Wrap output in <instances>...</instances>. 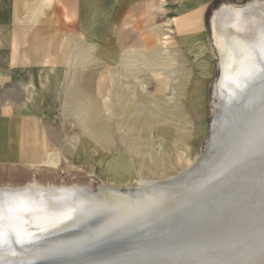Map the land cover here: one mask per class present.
Returning <instances> with one entry per match:
<instances>
[{
  "label": "rangeland",
  "instance_id": "374dc122",
  "mask_svg": "<svg viewBox=\"0 0 264 264\" xmlns=\"http://www.w3.org/2000/svg\"><path fill=\"white\" fill-rule=\"evenodd\" d=\"M88 1L98 13V0ZM149 1L105 0L107 34L81 42L80 60L69 53L81 40L74 0H53L58 21L32 46L23 38L20 55H4L1 42L0 187L134 188L175 176L204 152L219 78L211 18L223 4L252 0ZM25 146L38 149L32 163L53 166L19 160Z\"/></svg>",
  "mask_w": 264,
  "mask_h": 264
},
{
  "label": "water",
  "instance_id": "95a60500",
  "mask_svg": "<svg viewBox=\"0 0 264 264\" xmlns=\"http://www.w3.org/2000/svg\"><path fill=\"white\" fill-rule=\"evenodd\" d=\"M259 95L256 108L263 103L264 91ZM253 103L216 122L211 140L217 143L220 160L228 158L230 166L212 168L205 178L189 185H182L188 175L179 176L161 185L168 188L181 183L160 199L114 210L106 220L97 213L105 214L107 207L88 200L78 207L74 228L41 239L40 255L31 261L3 264H242L261 256L262 241L246 237L233 243L222 235L230 232L233 220L241 224L239 216L246 211L259 210L256 199L264 194L259 162H246L242 167L236 162L244 150L256 149L255 157L264 154V108L253 111ZM226 110L224 106L221 111ZM252 125L262 126L258 134H250ZM260 174L262 179L257 181ZM119 215L122 220L115 221ZM10 229L14 235L16 230ZM58 243L67 245L54 251Z\"/></svg>",
  "mask_w": 264,
  "mask_h": 264
},
{
  "label": "bare ground",
  "instance_id": "6f19581e",
  "mask_svg": "<svg viewBox=\"0 0 264 264\" xmlns=\"http://www.w3.org/2000/svg\"><path fill=\"white\" fill-rule=\"evenodd\" d=\"M211 30L219 54V78L213 90V104L216 110L204 152L195 157L185 170L175 176L156 181L137 180L134 188L119 189L100 185L96 190H92L89 187L75 184L42 186L35 181L18 187L1 186L0 264L22 261L23 259L31 261L36 255H40L41 247L38 243L42 241L41 239L55 236L66 228H74L76 225L73 223L75 222L73 218L78 207L86 204L88 200L99 202L98 204L103 206L102 208H108L103 215L101 211L97 213L106 220L112 213L119 212L127 205L139 204L144 200L156 201L160 199L162 195L176 189L175 187L181 183L168 188L161 185L174 181L179 176L188 175L189 177L182 185H189L191 182L205 178L212 168L214 171L215 168H220L219 165H222L221 167L230 166L228 158L220 160L221 152L218 150L217 143L212 142L211 137L216 128V122L219 120L220 124L227 114L230 112L234 114L239 107L238 110L244 111L245 106L252 105L254 102L253 111L264 108V98L260 101L263 103H259L260 107L256 108L258 96L264 91V52L261 53L263 50L261 47L264 46V0H252L243 6L223 4L212 15ZM168 39V36L162 34L160 43L162 48H169ZM224 106L227 107V110L222 112ZM260 128L262 126L252 125L249 132L258 134L257 130ZM95 135L97 136L94 133ZM255 151L256 149L244 150L236 162L241 167L247 163L259 162V165L262 166L260 169L264 174V154L255 157ZM208 156H214L212 160L217 158V161L212 163V160H209L206 163ZM256 158L260 160L257 161ZM261 179L262 175L260 174L257 181ZM251 185L255 184L252 182ZM154 187L161 189L158 188L156 189L158 191L154 192ZM257 198L259 210L253 209L254 212L251 214L250 211H246L242 217L238 215L239 218H242V223H238L239 220H233L232 227L228 228L230 232H223V237L230 238L233 243H237L239 240L245 241L246 237L264 243V194ZM249 201L252 203L251 199ZM121 218L119 215L115 221L120 222ZM10 228L16 230L14 235L11 234ZM25 244L29 245L20 246ZM65 245L67 244L58 243L54 251ZM242 264H264V252L261 256Z\"/></svg>",
  "mask_w": 264,
  "mask_h": 264
},
{
  "label": "crops",
  "instance_id": "0c3cea01",
  "mask_svg": "<svg viewBox=\"0 0 264 264\" xmlns=\"http://www.w3.org/2000/svg\"><path fill=\"white\" fill-rule=\"evenodd\" d=\"M104 3L105 0H98V13H93L90 15L91 3L89 4L88 0H74V14L76 15V13H78V20H74V22H72V25L79 28L81 40L80 43H78L74 38V46L69 51L72 60H80V58L83 57L84 54H81V42L90 45V39L105 38L107 30L105 25L106 9H104ZM54 5L55 4L53 0H0V44L2 42L3 48L6 46L3 50V54L6 55L5 52L8 51V54H10L11 56L16 54V51H18V54L20 55L22 51L21 49L24 47V43L22 42L23 38H29V45L31 46L32 44L36 43V40L41 41L43 36L42 33L45 32V30H43V28H45L44 24L50 23L53 26L54 19L57 18L58 21V14L60 12L59 6L57 4L55 6ZM82 6L85 9L81 8ZM52 11L55 13L54 16L52 15ZM96 14H98V22L95 23L96 21H94L93 19L92 21H90L91 16ZM37 27L42 28L37 30ZM36 31V35L33 34ZM10 60L12 62L18 61V63H20L21 59L19 58V60H17L15 57H11ZM83 61L84 59H82V62ZM26 111H28V109H26ZM28 117H31V115H29ZM28 124H30L28 125L29 132H35V122ZM17 125L18 120H13L10 129H15ZM10 149L11 154L14 155V148ZM24 149L25 150L19 154V160H26L29 163L31 162V165L35 164V166L39 167H43L45 165L53 166L50 161L46 160L39 161V163L37 164L32 163V160L38 157V149L28 146H25Z\"/></svg>",
  "mask_w": 264,
  "mask_h": 264
}]
</instances>
